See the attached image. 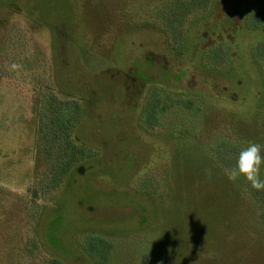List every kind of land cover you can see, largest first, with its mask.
Returning <instances> with one entry per match:
<instances>
[{
  "label": "rangeland",
  "instance_id": "rangeland-1",
  "mask_svg": "<svg viewBox=\"0 0 264 264\" xmlns=\"http://www.w3.org/2000/svg\"><path fill=\"white\" fill-rule=\"evenodd\" d=\"M148 1L156 16L181 8ZM117 2L127 0H0V264H95L82 243L98 264H264V191L205 168L202 109L177 98L162 119L154 105L141 112L151 88L201 108L204 96L220 133L230 113L251 126L226 141L229 165L247 142L264 145L251 123L264 95L251 52L264 30L244 27L264 0H211L181 55L157 29L135 28L139 14L123 27ZM219 45L230 78L202 68ZM257 54L264 64V43ZM66 138L84 150L67 166Z\"/></svg>",
  "mask_w": 264,
  "mask_h": 264
},
{
  "label": "trees",
  "instance_id": "trees-1",
  "mask_svg": "<svg viewBox=\"0 0 264 264\" xmlns=\"http://www.w3.org/2000/svg\"><path fill=\"white\" fill-rule=\"evenodd\" d=\"M131 1L127 0L126 4H123L122 2H120V4L117 2L112 9V16H117L123 27H132L130 25L132 22L129 21H131L132 18L137 17L139 14L138 18H140L141 21L139 24H135L134 27L141 30L157 29L165 35L171 50L177 55H181L186 50L188 45V34L190 30L205 22L210 16L211 0H194L189 4L190 6H187L186 2L183 3L182 0H175V2L179 3L181 7L179 11H175V13L173 10H167L162 13V15L160 14L158 16L151 12V7L153 5L151 1L141 0V3H139V5L135 4V6H132ZM139 1L140 0H138V2ZM157 1L162 3L164 8H170V0ZM115 7L119 8L118 10L120 14L115 11ZM126 8L128 12H124ZM129 10L131 14L129 13ZM244 27L247 31L251 32L264 30V4L249 10L248 15L244 20ZM262 43H264V41L258 42L254 49H252L251 60L262 79V83H264V64H261L262 62L260 61V57L257 54V48ZM201 58L203 60L202 68L208 76L212 78H230L233 76L234 71L232 58L229 52L222 45L209 48L208 50L204 51L201 55ZM160 93H162L161 97L165 99V101L166 99L169 100L168 103L164 102L162 98L160 99L156 96H153H159ZM175 95L169 93L168 91L161 90L160 88H151L146 94L144 103L141 107V112L144 114V112L147 111L149 107H152L151 105H154V107L151 109L153 116L158 115L157 118L162 119L164 116H166L168 109H172V105L174 104L172 103V100H177V98L182 102L184 101V104L181 105L187 110H191L193 112L196 111L199 113L202 109L203 158L205 164L207 163L208 165H206L207 167L205 166V168H209V170L212 172L224 174V169L232 167L222 158L224 155L229 156L231 154V151L227 150L226 141H237L244 138L246 134L250 135L251 126H247V124H245L248 121L244 123V121L238 119L235 114H227L224 120V132L220 133V123L219 120H217L219 118L214 117V115H211V113L207 111L204 96L203 108H201L199 105L197 106L199 101L192 99V97L190 98V95ZM262 97H264V95L261 96L260 102L262 104L256 109L253 117L251 118V123H256L258 127H264V98ZM158 124V121H154L153 125H146V127H143L144 133L155 134L154 131L156 128H160ZM197 132L198 131L195 132V136H192V138L195 140L197 139ZM174 133H176L177 136L183 138V136L177 133V131ZM83 151V147L76 149L71 144L69 139L66 138L65 147H63V160L64 162L67 161V164L65 163V165L67 166L69 163L81 158ZM262 171H264V167H262ZM241 180L243 181L244 186L245 181L243 179ZM81 247L85 254L95 264H98L97 259L95 258V252L91 247V243L88 246L85 243H82ZM50 264H62V262L58 260H52Z\"/></svg>",
  "mask_w": 264,
  "mask_h": 264
},
{
  "label": "clouds",
  "instance_id": "clouds-1",
  "mask_svg": "<svg viewBox=\"0 0 264 264\" xmlns=\"http://www.w3.org/2000/svg\"><path fill=\"white\" fill-rule=\"evenodd\" d=\"M262 167H264V145L249 141L238 151L235 164L224 169V175L230 182L235 183L243 179L252 189L264 191Z\"/></svg>",
  "mask_w": 264,
  "mask_h": 264
}]
</instances>
